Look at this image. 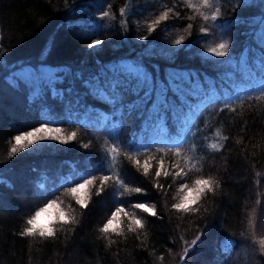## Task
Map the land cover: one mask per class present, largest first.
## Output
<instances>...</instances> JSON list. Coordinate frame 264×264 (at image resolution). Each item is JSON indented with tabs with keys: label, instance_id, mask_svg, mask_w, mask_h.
Here are the masks:
<instances>
[{
	"label": "trees",
	"instance_id": "obj_1",
	"mask_svg": "<svg viewBox=\"0 0 264 264\" xmlns=\"http://www.w3.org/2000/svg\"><path fill=\"white\" fill-rule=\"evenodd\" d=\"M129 2L105 0L104 10L110 15L98 20L96 6L101 0H0V38L3 40L0 50L4 53L0 60V179L6 181L0 184V264H264L258 243L264 238V96L257 100L260 93L254 92L251 99L247 98L250 88L259 86L258 81L251 80L247 86L248 69L245 66L237 70L227 64L214 63L227 60V57L202 58L204 49L220 42L219 30L213 29L208 38L201 39L200 28L206 26L205 22L199 16L188 19L195 14L183 0H135L128 10L132 14L122 17L119 9ZM174 4L180 18L170 15L149 35L147 25ZM219 6L221 19L240 17L252 23L264 11L258 5L240 7L236 0H225ZM71 8L75 10L70 11ZM122 19L127 21V30L121 25ZM86 22L99 23L98 32L93 34L81 28L80 24ZM190 23L193 28L189 35L185 29ZM248 31V24L241 25L229 29L225 37L233 40L230 52L237 58L250 42L242 35ZM140 35L148 36V39L140 40ZM180 35L185 36L187 48L172 44ZM91 39H100L102 44L95 50L89 49L87 45ZM174 47L177 50L170 51ZM141 60L161 80L172 70H191L193 76L199 74V79L192 85L191 104L201 110L193 125L202 129L197 139L206 135L207 140L199 151L193 149V141L189 140L183 151L186 156H201L204 152L208 155L203 172L194 170L189 174L188 182L201 174L212 175L220 180L221 188L215 196L209 195L202 200L198 215L181 219L179 214L169 212L165 204L170 208L176 202L173 198H178V183H173L170 178L162 179L166 187L172 186L166 195L158 193L152 188L151 178L145 179L126 158L125 145L138 123L128 117L119 132L120 151L116 166L108 174L119 173L129 186L144 188L146 195H126L122 199L129 204H155L163 220L139 213L146 217V230L141 239L126 233V239L113 237L116 243L108 246L97 229L114 207L111 181L101 195H96L93 190L88 207L83 209L75 204L66 188L60 186L66 178H78L100 162L102 150H110L115 143L107 135V129L93 126L99 119L96 113L103 116L107 106L91 97L85 99L87 94L81 82L73 81L71 76L65 79L62 75L55 88L49 85L45 89L46 95L42 92L35 101L30 98L32 86L14 90L6 80L21 68L24 69L20 74L32 79L30 66L39 68L38 80L52 81L55 73H66L68 70L64 65L71 66L73 73L82 72L85 77L98 71L105 76V68L112 69L113 75L118 76L121 70L130 68L131 62ZM225 73L235 74L229 79ZM201 80L204 81L203 90L199 89ZM213 89L220 100L209 103L216 96L214 92L206 96L205 92ZM53 91L62 95L54 97ZM77 92L80 95L78 106L75 103ZM226 95L232 96L229 108L235 111L220 110ZM69 100L73 101L70 110L67 108ZM45 113L58 121L49 127L61 129L60 135L65 137L75 132V139L68 144L43 141L39 146L11 154L10 149L15 143L13 137L38 127L48 118ZM168 131L175 135L178 129L170 124ZM223 136L229 137L227 147L222 153L213 155L207 144L224 143ZM238 140L243 142L237 144ZM83 144L89 147L83 148ZM144 158L143 155L136 156L141 162ZM174 159L167 154L166 166ZM95 175L98 177L100 173L95 172ZM54 186L58 191L51 198L59 197L63 202L61 207L71 205L78 218L83 213L81 224L74 233L70 229L60 231L55 241L20 237L18 233L27 226L26 219L38 206L46 203L41 194ZM83 193L81 190L78 195ZM204 208L208 211L204 212ZM198 233H201L200 240L189 250L185 261H181L179 257L184 255L185 245L180 237L190 242ZM225 239L233 242L227 252L223 249Z\"/></svg>",
	"mask_w": 264,
	"mask_h": 264
},
{
	"label": "snow or ice",
	"instance_id": "obj_2",
	"mask_svg": "<svg viewBox=\"0 0 264 264\" xmlns=\"http://www.w3.org/2000/svg\"><path fill=\"white\" fill-rule=\"evenodd\" d=\"M134 2L135 0H130L129 3L125 4V7L119 9L122 17L132 14L128 10L130 9V4ZM183 2L195 14L192 17H188V19H194L195 16H199L205 22L206 26L200 28L201 39L208 38L212 34L213 29L219 30L220 42L204 49L202 58L207 60L212 57H227V60H216L214 63L227 64L237 70L241 66H245L248 69L247 86L250 85L251 80H256L259 84L258 87L250 88L247 98L251 99L254 92L260 93V95L256 96L257 100L264 96V11L258 15L256 22L252 23L247 18L240 17H234L231 20L221 19V7L219 5L225 0H198L196 3H193L192 0H183ZM236 3L240 7L258 5L261 9H264V0H236ZM104 4L105 0H101V3L96 6L99 13L98 20H103V18L110 15L109 11L104 10ZM108 7L111 8V5H108ZM175 7L176 5L174 4L173 7L161 11L160 15L147 25L149 35L156 30L162 21H167L170 15L180 18V13L174 10ZM69 10L74 11L75 9L71 8ZM112 19H115V17H112ZM209 21L212 23L208 24ZM126 23V20H121V25L125 26V30H127ZM245 24L250 26V31L244 32L242 35L249 38L250 42L244 46L237 58L230 52L233 40L225 37L229 29ZM80 27L96 34L100 24L86 22L80 24ZM192 28L193 25L191 23L186 25L185 30L188 31L189 35ZM139 39L147 40L148 36L140 35ZM184 41L185 36L180 35L172 41V44L187 48L188 45H185ZM2 44L3 40L0 38V45ZM101 44L102 41L100 39H91L87 47L95 50V47ZM183 48L180 50H183ZM176 50L175 47L170 49L173 52ZM3 58L4 53L0 50V60ZM41 66H44V62H41ZM63 67L67 68L68 71L66 73H55L52 81L47 79L38 80L37 78L40 76L39 68L30 66L32 79L20 74L24 69L21 68V71L13 72L6 80V83L14 90L19 89L21 86H32L30 98L35 101L41 97L42 92L46 95L45 89L49 85L55 88L57 81L62 75L65 79L71 76L73 81L78 79L81 82V87L87 94L85 99L91 97L98 103H103L107 106L103 116H100V113H96L99 119L95 121L93 126L97 129H107V135L115 143L110 147V150H102L100 162L85 170L78 178H66L65 183L60 186L65 187L66 191L71 194L75 204L83 209L88 207L92 191L94 190L96 195H101L111 181L115 193L114 207L110 210L111 214L106 218L102 226L97 229L100 237L108 242V246L116 243L113 237L126 239V233L134 234L137 239H141V234L145 233L146 230V217L139 213H147L152 217L163 220V216L157 211L155 204L147 202L129 204L127 200L122 199L126 195H146L147 192L144 188L129 186L119 173L108 174L116 166V157L120 151L119 132L125 126L128 117H132L133 121L138 123L133 127L130 138L125 145L124 155L126 158L132 161L140 175L145 179L151 178L152 188L158 193L163 192L166 195L168 189L172 186L169 184L166 187L165 183L161 182L162 179L167 181L170 178L173 183H178L177 192L179 195L178 198H173L176 202L172 203L170 208L167 203L165 204L169 212L179 214L181 219L187 215H198L201 211L202 200L209 195L215 196L217 190L221 188L220 180L212 175L204 176L201 174L191 180V183L188 182L191 172L194 170L199 173L203 172V166L208 155L207 152H204L201 156H186L183 151L189 140L193 141V149L196 151L201 150V146L207 140L206 135L199 140L197 139L198 134L202 133V129L198 125H193V120L199 115L201 110L198 107L193 108L191 104L193 97L192 85L199 79V74L197 73L196 76H193L191 70H172L166 73L164 79L161 80L148 70L143 60L131 62L130 68L121 70L118 76H114L112 69L109 68H105V76H102L98 71L85 77L82 72L79 74L73 73L69 65H64ZM234 74L225 73L229 79ZM37 81L40 83L37 84ZM203 83L204 81L201 80L200 90H203ZM37 88H39V91H37ZM213 92L216 99L209 103H215L220 100L214 89L205 92V95L211 96ZM58 95L62 94L53 91L54 97ZM232 99L231 95H226L223 100V108L220 110L227 108L229 111H235L234 108H229ZM236 99L240 98L236 97ZM75 103L77 106L80 103L78 92L76 93ZM72 104L73 101L69 100L67 104L68 110L72 108ZM204 107L206 108L207 105ZM45 116L48 118L43 119L38 127H33L31 130L13 137L15 143L10 149L11 154L14 155L18 151L27 150L31 146H39L40 142L43 141L55 140L62 144H68L75 139V132L65 137L60 135L61 129L49 127V125H54L58 121L56 118L48 116V113H45ZM59 122L62 123L63 121ZM170 124L178 129L175 135L169 134ZM217 136H219V133H217ZM221 139L224 143L207 144V148L212 150L213 155L222 153L227 147L229 137L223 136ZM242 142V140L236 141L237 144ZM81 146L83 148L89 147L88 144ZM167 154H171L175 159L166 166L165 156ZM137 155L145 157L143 162L136 159ZM95 172H99L100 175L97 177ZM4 183L6 181L0 179V184ZM40 187H44V185ZM81 190H84L82 196L78 195ZM56 191H58V188L54 186L52 190L46 189L41 194L46 203L43 206H38L37 210L26 219L25 223L27 226L18 233L20 237H29L34 240L39 239L42 242H47L57 240L59 232L65 229H70L71 233L75 232L76 228L81 224L83 213L78 218L74 215V208L71 205L67 208L61 207L60 205L63 202L59 197L51 198L56 195ZM126 206L133 211H128ZM49 209H56V211L49 216L47 221L41 222L42 214L48 213ZM203 211L207 212L208 209L204 208ZM176 227L179 228V225ZM200 238L201 233H198L196 238L190 242L180 237L185 245L183 249L184 255L179 257L181 261H185L189 250L197 244ZM258 243L259 253L264 256V238L260 239ZM232 244L233 242L230 239H225L223 242L224 251L227 252ZM160 259L162 260L163 256Z\"/></svg>",
	"mask_w": 264,
	"mask_h": 264
},
{
	"label": "rangeland",
	"instance_id": "obj_3",
	"mask_svg": "<svg viewBox=\"0 0 264 264\" xmlns=\"http://www.w3.org/2000/svg\"><path fill=\"white\" fill-rule=\"evenodd\" d=\"M56 211V209H49L48 213L42 214L41 216V222H45L47 221V219L49 218V216L54 213Z\"/></svg>",
	"mask_w": 264,
	"mask_h": 264
}]
</instances>
